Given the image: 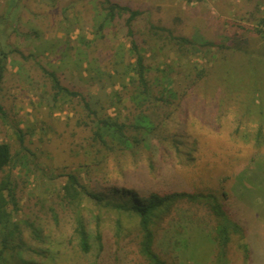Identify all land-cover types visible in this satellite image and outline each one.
<instances>
[{
	"label": "rangeland",
	"instance_id": "374dc122",
	"mask_svg": "<svg viewBox=\"0 0 264 264\" xmlns=\"http://www.w3.org/2000/svg\"><path fill=\"white\" fill-rule=\"evenodd\" d=\"M0 0V49L10 51L0 103V142L12 147L15 162L0 171L16 184L19 219L39 225L44 264H147L139 253L137 218L85 202L92 247L83 252L74 234L70 209L59 193L66 173L76 172L93 189L152 192H215L244 226L220 254L214 240L217 219L206 207L185 202L159 224L156 250L178 264H264V143L236 135L264 131V37L257 32L264 0H114L142 10L134 24L155 81L161 70L189 74L173 85L180 91L205 68V76L184 97L156 100V132L135 150L106 154L91 142V130L78 123L79 98L54 105L51 82L41 65L55 70L62 83L85 94L101 117L134 121L135 57L124 18L104 24L102 0ZM196 42L230 45L175 51L152 50L150 24ZM159 90L169 87L161 81ZM158 83V82H157ZM169 90V89H168ZM166 92V91H165ZM261 102L254 103L253 98ZM250 111V112H248ZM22 141L20 140V136ZM180 139L179 149L173 139ZM56 212L57 217L54 216ZM123 225L117 231V222ZM102 234L101 243L96 233ZM245 241L246 252L241 247Z\"/></svg>",
	"mask_w": 264,
	"mask_h": 264
},
{
	"label": "trees",
	"instance_id": "16d2710c",
	"mask_svg": "<svg viewBox=\"0 0 264 264\" xmlns=\"http://www.w3.org/2000/svg\"><path fill=\"white\" fill-rule=\"evenodd\" d=\"M13 5L17 1L13 0ZM101 10L104 12V24H110L118 18L125 19L127 34L131 40V52L135 57V75L134 85L137 88L135 97L138 98L136 104L140 109V114L133 121L113 119L111 117H101L96 108H93L91 102L85 94L78 90H73L64 85L55 70L49 69L39 64L45 77L51 82L53 90L54 105L60 102L68 101L75 97L79 98L81 105L80 118L78 123L91 130V142L96 145L100 151L106 154L116 151L135 150L136 148L146 145V137L154 134L157 129L155 120L156 111L146 112L144 107L149 103H155L156 100L169 101L173 96L184 97L188 90L192 88L198 80L205 76V68L195 65L198 72L195 77L188 79V87L182 91L176 89L173 85L178 78L187 79L189 74L175 71L170 65L168 68L161 70V76L155 81L150 75L151 67L146 63L147 49L140 46L136 38L134 24L142 15V10L132 8L129 5L121 4L114 0H102L100 2ZM257 32L264 37V17L260 21ZM151 39L144 38V42L155 50L162 42V48L168 46V49H175L177 52L185 54L192 52L195 48H208L213 46L231 47L230 45L217 43L210 40L196 42L194 39L185 35L176 34L173 29L151 23L149 27ZM10 56V51L0 49V81L3 79L6 65ZM167 82L169 87L159 90L157 85ZM158 82V83H157ZM169 89V90H168ZM166 91V92H165ZM255 97V96H254ZM174 98V97H173ZM254 103L261 102L258 98H253ZM250 112V111H248ZM7 110L0 103V118H7ZM236 135L245 141L254 140L256 145L264 143V131L260 125L255 131L240 133L237 127ZM20 140L22 141V137ZM174 147L179 149L180 139H173ZM15 162V155L12 153L10 143L0 142V171ZM66 181L61 187L59 193L60 201L65 207L70 209L74 220V234L77 244L83 252H89L92 247L91 233L88 228L85 217V202L89 201L99 209L114 210L117 213L128 214L137 218V227L140 230L139 253L146 260L147 264H178L176 261H168L155 248L156 234L159 224L168 217L175 207L181 203L196 204L206 207L217 219L216 234L214 240L219 248L220 254H226V248L234 234H240L244 239L246 232L242 223L234 218L233 214L227 209L224 202L215 192H191L167 191L163 193L152 192L147 196H140L137 193L127 189H112L110 192L90 188L83 178L76 172H68ZM18 200L16 196V184L10 174H7L0 181V264H44L37 261L35 255H44L45 250L36 247L33 242H45L43 229L26 219L16 217L18 211ZM54 216L57 217L56 212ZM122 223L117 222V231L122 230ZM96 240L101 243L102 234L96 233ZM241 247L246 252L248 258V248L243 240ZM220 258V257H219ZM217 259L221 260L222 259ZM216 261L217 264H219ZM221 264V263H220ZM222 264H227L226 261Z\"/></svg>",
	"mask_w": 264,
	"mask_h": 264
}]
</instances>
